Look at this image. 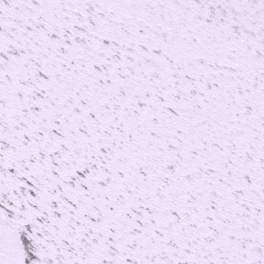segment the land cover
Here are the masks:
<instances>
[{"label":"snow or ice","instance_id":"6c2138e0","mask_svg":"<svg viewBox=\"0 0 264 264\" xmlns=\"http://www.w3.org/2000/svg\"><path fill=\"white\" fill-rule=\"evenodd\" d=\"M0 264H264V0H0Z\"/></svg>","mask_w":264,"mask_h":264}]
</instances>
